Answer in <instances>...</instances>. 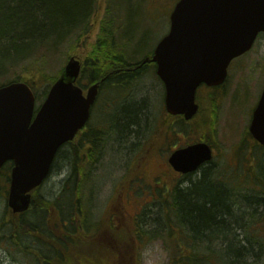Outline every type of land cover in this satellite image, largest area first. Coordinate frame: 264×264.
<instances>
[{
  "label": "trees",
  "instance_id": "16d2710c",
  "mask_svg": "<svg viewBox=\"0 0 264 264\" xmlns=\"http://www.w3.org/2000/svg\"><path fill=\"white\" fill-rule=\"evenodd\" d=\"M94 3L95 0H0V76L26 62L33 69L41 60L37 59L39 55H55L68 46V55L77 52L86 58L79 80L82 88L112 71L109 78L118 84L126 66L120 57L125 54H116L122 48L115 42L110 16L105 17L89 54L77 51L81 42H88L97 9ZM39 71L45 74L41 68ZM126 74L129 77L135 73ZM56 79L48 78L50 84ZM15 80L34 83L20 76ZM146 110L144 103H131L125 104L116 116L106 114L110 117L102 120V139L114 133L118 139L121 134L125 138L130 133L138 135ZM110 126L109 135L106 129ZM201 140L209 142L206 136ZM82 146L72 143L74 160H65L71 166V175L58 197L47 199L36 190L26 213L14 216L6 207L0 218V261L1 255L8 254L13 260L22 257L30 264H83L84 255L92 258L95 254L85 253L86 245H98L115 251L113 264H141L135 239L149 234L157 237L161 232L144 231V223L131 230L119 222L115 237L90 220L92 214L83 212L81 196L89 178L86 168L92 159L79 158ZM254 150L244 160L238 158L236 164L228 161L219 166L212 162L196 179L190 175L188 184L179 182L165 195L161 209L169 227L165 235L173 244L188 241L193 250L185 258H181V251L169 264H264V147L256 146ZM63 151H59L53 169ZM11 168L8 164L5 169L9 172ZM163 216L157 213L153 217Z\"/></svg>",
  "mask_w": 264,
  "mask_h": 264
},
{
  "label": "rangeland",
  "instance_id": "374dc122",
  "mask_svg": "<svg viewBox=\"0 0 264 264\" xmlns=\"http://www.w3.org/2000/svg\"><path fill=\"white\" fill-rule=\"evenodd\" d=\"M179 1L111 0L114 18L111 15L110 17L115 26L116 41L121 46L122 51L124 48L127 50L126 55L128 57L134 56L133 62L139 61L142 56L152 52L158 42L167 35L170 29V17ZM109 2L110 0H101L100 6L102 8L93 16L88 42H81L78 47L77 51L81 54L85 55L86 52L89 54V51L96 44L102 23L107 17L104 8ZM68 54L69 48L66 46L58 54L39 55L37 59L41 60H37L38 63L36 66L33 65V69H30L27 62L13 67L8 73L0 76V85L13 81L19 76L22 80L30 78L32 80L30 81L34 82L31 83V86L36 95V108L38 109L44 102L45 94L50 89L51 84L48 78L58 76L67 63L70 56ZM238 67L237 74L242 73L241 75H243L246 72L244 78L249 77L250 73L254 72L257 73L254 79L256 81L261 79L250 90L248 98L245 94L241 96L239 101L240 107L243 104V107L250 112L256 104L260 89L264 85V37L259 40L250 53L240 60ZM40 68L44 70V75L39 71ZM31 72L35 74L34 77ZM259 72L261 74H258ZM162 96V85L152 70L133 81L128 95L124 88L120 89L119 87L114 92L108 90L102 92L101 107L99 106L94 111L93 123H97L98 118L104 114L116 116L125 104L131 103H144L146 105L147 110L144 111L145 113L143 112V118L147 121L145 120L146 123L144 121L142 126L137 128L140 132L138 135L130 133V136L125 138L121 134L120 139L115 133L112 137L106 136L98 155L91 160L86 168L89 178L83 187L81 196L83 212L92 214V219L96 223L102 224L99 226L101 231H109L108 224L110 221L108 218L110 217L122 219L121 221L127 218L128 222L133 224L138 222L139 216L144 223V231L149 233L161 232L157 233L159 234L157 237H153L151 234L143 237L141 245L138 246L141 264H169L172 258L180 254L181 251H184L181 258L188 257L189 252L193 251L192 245L188 241H181L179 245L178 242L173 244L165 235V232L169 231L168 225L161 220L162 217L160 219L153 217L157 213L163 216L164 211L161 212L160 198L168 194L179 182L183 185L189 183L187 179L176 174L166 165L170 153L167 157H160L151 154L147 148L148 143L154 142L164 133L165 127L163 129L160 125L165 113L163 103H161ZM233 103L229 99L228 102H221L217 109V115L214 117V133L212 130L209 133L198 128L193 123L196 120L192 122L193 124H181L182 132L176 138V144L185 147L206 136L215 149V165H226L228 161L236 164L238 160L232 159V157L234 158L236 153H239L238 148L246 130V123L243 121L242 115H237L231 111ZM108 118L104 117L103 119L108 120ZM206 120L207 118H203L199 123L205 124ZM71 156L66 150L63 151L50 177L38 191L41 197L53 200L59 196L65 182L71 175V166L68 161L65 162L66 158L73 161L74 157ZM9 172L7 169H3L0 174V218L4 217L7 207L9 186L7 175L9 176ZM198 175L199 173L195 174L191 179H196ZM93 220L92 222H94ZM138 227V224L131 225V230H136ZM116 235L117 231H112L110 236L116 237ZM107 245L110 247L109 244ZM89 251L95 254L92 258L90 255H84L83 264H113L115 251L103 249L98 245H86L85 253ZM1 258L0 264H30L28 260L22 257H18L17 261L13 260L8 254L1 255Z\"/></svg>",
  "mask_w": 264,
  "mask_h": 264
},
{
  "label": "water",
  "instance_id": "95a60500",
  "mask_svg": "<svg viewBox=\"0 0 264 264\" xmlns=\"http://www.w3.org/2000/svg\"><path fill=\"white\" fill-rule=\"evenodd\" d=\"M169 34L158 44L152 62L165 85L166 110L191 120L198 112V88L220 85L231 62L249 52L264 32V0H180L170 17ZM82 64L71 57L37 113L31 87L21 81L0 87V172L13 163L8 208L16 216L32 205V192L50 176L58 151L74 140L90 118L99 94L78 86ZM250 132L264 146V92ZM206 143L175 151L169 163L192 174L210 162Z\"/></svg>",
  "mask_w": 264,
  "mask_h": 264
},
{
  "label": "flooded vegetation",
  "instance_id": "af4514ba",
  "mask_svg": "<svg viewBox=\"0 0 264 264\" xmlns=\"http://www.w3.org/2000/svg\"><path fill=\"white\" fill-rule=\"evenodd\" d=\"M100 3H101V0H95L94 5L97 7V9L95 10V12H93V16L97 13V11H100V9L102 8L100 6ZM110 7H111V0H110L109 4L107 3L104 10L108 16L111 15L114 18L113 8L112 7L110 8ZM110 9L112 12L110 11ZM113 28H115L114 25H113ZM263 37H264V32L259 34V36L256 39V42L254 43V47L259 42V40ZM115 42L119 45V43L117 41H115ZM159 42H158V44H159ZM157 45H156V47H157ZM156 47L154 48V50L152 52L148 53L146 56H142L141 59L139 58L140 60L136 61V62H133L134 56L128 57L126 55L127 50H125V48L123 51H122V49H121V51H118L119 53L116 52L117 56H120L121 54H123V55L125 54V56L120 57L124 62L123 64L126 65L123 68V72H124L123 77L118 81V84L116 82H112L111 78H109L110 77L109 75L114 73L112 71L107 76L96 81L100 86V90H99V95L97 97V100H96L95 104L92 106L90 120L85 125V127L79 131L78 135L74 139V142L76 141V143L79 142V143L83 144V146L81 147L82 150L79 151V153H80L79 158L84 159V160L85 159H92L93 160L99 153V150L102 146L101 142L103 143L105 138H106L105 137L104 139H102L103 132H105V131H102V125H101L103 116H100L98 118L99 121L96 120V121H98L97 123H93V119H95L94 111L97 110L99 106L101 107L100 102H101L102 92L104 90H108L109 92H114L119 87L120 89L124 88V91H127V95H128L129 90H130V86L132 85L133 81H136L139 77L144 75L149 70H152L154 72V74L156 75V77L158 78V80L160 81V83L162 85L163 96H162V102L161 103H163L164 112H165L163 117H162V120H163L162 124L160 123L161 128L164 129V127H165L163 135H160V137L157 138V140H155L154 142H150L147 144L148 145L147 148H148V150L151 151V154L153 153V155H158L160 157L161 156L167 157V156H169V153H170V156L168 158V162L166 163V165L172 171H174V169L171 167V165L169 163V159L175 151L183 148L181 146H178L176 144L177 141H175L176 138H178L180 136V132H182L180 129L181 124L184 123L187 125L189 123L190 124L194 123L197 125L198 128L204 130L205 132L211 133V130H212V132L214 133L215 132V130L213 129V127L215 126V118L214 117L217 115V109L220 106L222 101L228 102V99H229V100H231L232 103L234 102L231 106V111L236 113L237 115H240V116L242 115L243 119H244L243 121L246 123V125H245L246 130H245L244 136H243V138L239 144L240 146L238 148L239 153H237V158L244 160L247 155L251 156L253 154V151H255L254 147L261 146L259 144V142L254 138L252 133L250 132V126L252 123L254 112H255L256 108L258 107V105L261 101L262 94L264 92V85L260 89L256 104L254 105V107L252 108V110L250 112H248V110L243 107V104L240 107L239 101L241 100V96L246 94V96L248 98V94L250 93V90L252 88H254V85L256 86L257 83L261 80L260 78L257 81H256V79H254V76L257 74L254 72L250 73L249 77H247V78H244V75L246 72L243 75H241L242 73L237 74V70L239 68L238 65H239L240 60L242 58H244L248 53L246 55L240 57L241 59L237 58L231 62V64L228 67L227 77L223 83H221L220 85H215V86H208L206 84H203L198 88L197 93H196V103L199 107L198 113L195 115V117L192 120L186 121L183 116H173V115L169 114L166 110L165 85L157 74V64L152 62V58H153ZM254 47H253V49H254ZM137 57H139V56H137ZM127 60H129V61H127ZM118 71H121V70H118ZM129 72H133L135 74L128 77L126 73H129ZM258 74H261V73L259 72ZM108 78L110 80L106 81ZM236 78H237V80H236ZM92 84H93V82L89 83V85H92ZM114 86H116V87H114ZM254 92H255V89H254ZM105 94H107V93H105ZM197 118H199V119H197ZM203 118H207L206 123L200 124L199 121ZM193 121H195V122H193ZM110 130H111V126L106 129V132H110ZM72 142L68 143L64 147V149L70 154H72V150H73ZM195 143H206L207 145H209L213 151V156L215 158V149L212 146V142L210 140H209V142H205L204 140H201V138H200L199 140H196L192 144H195ZM188 145H191V144H188ZM187 146H185V147H187ZM232 159H235V158L232 157ZM210 164L201 167V169L198 172H196L195 174L197 175L203 168H205L206 166H209ZM175 173L180 175L181 177H184V179L189 180L188 178L190 175H182L181 173H177V172H175ZM195 174H191V175L194 176ZM160 201H161V204L162 203L164 204V199H162ZM125 219L128 220L127 218H125ZM108 221H110L111 232L116 231L115 229H117V226L119 223L118 219L111 217L108 219ZM133 224H135V223H133Z\"/></svg>",
  "mask_w": 264,
  "mask_h": 264
},
{
  "label": "bare ground",
  "instance_id": "6f19581e",
  "mask_svg": "<svg viewBox=\"0 0 264 264\" xmlns=\"http://www.w3.org/2000/svg\"><path fill=\"white\" fill-rule=\"evenodd\" d=\"M91 221L93 220V219H90ZM94 221V220H93ZM95 222V221H94Z\"/></svg>",
  "mask_w": 264,
  "mask_h": 264
}]
</instances>
